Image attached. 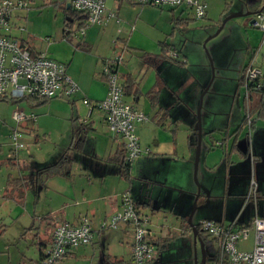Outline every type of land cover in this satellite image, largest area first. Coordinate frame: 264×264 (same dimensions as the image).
I'll return each instance as SVG.
<instances>
[{"label":"crops","instance_id":"0c3cea01","mask_svg":"<svg viewBox=\"0 0 264 264\" xmlns=\"http://www.w3.org/2000/svg\"><path fill=\"white\" fill-rule=\"evenodd\" d=\"M52 1L53 4L62 2V4L66 5V8L70 6V0H42L41 6H47ZM105 8L108 14H112V17L106 18L104 22L105 38L109 34H111L110 36L115 34L116 39L121 41L122 52L120 56L123 60V53L126 50L134 49L129 45L134 36L138 34L139 36L135 40L138 37L140 39L144 36V32H142L143 28L153 29L156 23L149 18V8L137 7L133 0H105ZM159 9L160 11L167 10L169 12L168 17H171L170 19L172 20L170 23L180 24L179 26L187 23L190 20L188 18L191 16L190 12L192 13L190 9L183 6ZM32 13L34 12L30 8L23 13V19H27L25 22L26 26H23V28L14 25L11 18L14 26V30L12 28V33L10 32L11 35L24 41L32 53L44 54L46 57L65 65L66 74L78 87V91L70 96L71 101L67 102L73 108V112L71 113L72 120L75 119L74 121L78 123V128L83 132L82 134L88 131H97L103 136H107L108 146L109 144L110 146L105 156L100 159L102 163L99 162V166L93 167L91 166V162L80 163L78 168L84 172L88 183H86V186L83 187L81 185L77 189V186L74 187L72 184H67L65 187L59 184V186L58 182L60 180L58 179L60 176H63L61 174L51 176V179L49 178L48 181H42L43 177L31 180L30 175L34 170L33 163L29 162L30 165L19 163L20 160L30 157V154L23 152V150L11 152L9 142L0 141V144H2L0 156L5 158L4 161H18L16 163L9 162V164L17 166L18 170L15 177L9 176L4 183L3 190L0 192V197L3 200L0 203V264H39L41 259L39 248L41 247L44 252L48 246L54 222L66 221L71 224H77L82 216L88 215L94 219L100 212L103 213L105 220V218L110 217L120 209L119 202L115 198L119 193H129L136 207L146 215H151L152 217L153 214H168V216L171 215L176 220V226H178L176 229L173 228L171 232H163L159 236H156V232L152 231V227L150 226V231L155 240L158 239L162 246H165L169 240L175 239L178 233L192 232L187 221L193 208L186 219L185 215L188 212V204H186V201L184 202V198H181L179 194L181 195L186 190L190 194L194 192V189H191V186L188 185L191 175L188 163H192L190 156L194 146L192 148V144L189 143L188 127L183 124L180 113L176 111V105L181 103L180 99H178L179 93L177 94V91L180 89L182 83L177 78L173 79V77L168 75L169 66H166V68L160 66L159 58L162 57L161 51L159 54L154 51L151 54L140 50L142 52L137 57L132 52L127 51L129 53L126 58L127 65L122 67L120 64L117 67L122 86L127 85L126 77L129 76L130 81L137 90L134 93H124V100L136 109L144 112L148 117L147 122L136 124L135 127V133L139 139L140 146H142L141 148L148 149V151L143 153L144 155L146 154L145 157H142V154L137 159L136 164L130 165L129 180H123L119 175L118 160L120 156L117 154L119 151H124L123 141H117V136L113 137L114 135L109 132L102 112L94 109L95 107L88 109V106L86 107L83 104L85 114V112H80L79 108L74 106V99L79 96H81L79 97L81 100L87 99L91 103L99 102L105 97L107 86L100 75V71L103 61L108 59V56L111 54L109 55L108 52H105V48H97L95 50V56H92L93 62L90 80L88 82L85 81L81 74L76 71H70L68 66L71 63V56L74 57L78 53L76 46L89 50L88 45L90 44L80 40L81 42H75V49H72L68 45L70 48V51L68 50L70 58L67 61L68 57H64L63 51L58 49L55 43L50 44L51 41H47V44L35 42V37L31 36L34 29L30 19ZM13 14L17 15L16 18L19 17L16 11ZM207 15L208 13L206 12V17ZM74 24L75 22L69 27L67 36H79L76 34V31L72 30ZM165 26H168V23ZM166 46L168 47V45ZM168 48L167 58L172 63L186 65L185 58H181L178 53H176L177 58H171L169 55L174 51L170 47ZM252 53H254L257 65L262 72L264 97V34L259 30L252 29L248 34L246 51H243V62H241L242 67L238 83L236 85L233 81H230L229 85L231 90L235 89V87L243 88L245 104H243L239 113L236 111L235 116H232L230 110L227 118L209 119L211 128L213 129L209 131L208 144H210V147L207 149L205 157L213 149L220 148L224 154V158L218 168L215 165L211 169L207 164H204L203 174L207 176L209 174V176L213 177L210 187L206 188L208 196H205V204L210 207L206 216L208 220L219 222L222 225H226L234 220H237L239 225H249L251 220L255 216H258L257 203L259 194L260 196H264V112L260 115V111L255 109L250 116L248 115L251 121V124L248 126L246 120H243L247 116L246 88L244 84L243 86L239 85L243 69ZM171 79L174 80L172 83ZM152 90H155L157 93L150 94L149 92ZM74 95L77 97L74 98ZM2 103H5V101H0V105ZM221 105H232L234 110L237 109L234 101H225ZM11 108L13 109L12 112L15 108H19L32 112L36 116L34 112L35 106L29 101H22L17 104L11 103ZM218 112L215 113L218 114ZM79 114H81V118L84 115V118L81 119ZM3 124H5V120ZM26 128H29L28 130L30 131L34 130L33 126L32 128L26 126ZM244 131L247 132L244 133ZM71 134L74 138V131ZM242 134H244V137H242ZM213 136L215 138H212ZM114 143H116L115 150H113ZM3 145H6V147ZM88 157L91 158V156ZM247 158H249V161ZM113 163L117 164L118 167L110 168L106 165ZM174 166L180 172L175 171ZM250 171L254 177L258 176L257 179L261 178V180L259 181V185L256 184L257 192L255 198L252 199L255 207L254 214L245 213V217L241 219L244 210L250 203L249 201L245 204L244 201L249 189ZM23 177H30L29 179L32 184L34 183V186L32 185L30 188L20 186L17 190L9 193L7 191L9 190L7 189V181L12 179L18 180ZM215 185L216 187L219 185V191H216ZM238 185H242V187L239 189ZM4 203L5 207L2 210ZM194 203L195 200L193 205ZM90 223L93 234L95 232L98 233L96 229L100 223L98 226L92 220H90ZM122 228L125 234L130 235V261L132 232H128L129 227L127 225H123ZM251 243L252 239L249 242L247 240L243 248L249 250ZM73 252H70L61 264H67L65 260L72 256ZM3 254H5V259L2 258Z\"/></svg>","mask_w":264,"mask_h":264},{"label":"rangeland","instance_id":"374dc122","mask_svg":"<svg viewBox=\"0 0 264 264\" xmlns=\"http://www.w3.org/2000/svg\"><path fill=\"white\" fill-rule=\"evenodd\" d=\"M24 1L27 2V8L32 9V12H34L32 16H30L34 27L31 36L35 37L36 43L47 44L46 37H48L51 41L50 44L55 43V45L58 46L57 48L63 51L64 57H68L67 61H69L70 58L68 54V50L70 51L69 47L71 46L72 49H75V42H81L80 40H82L90 44L88 45L89 50L76 46L78 53L74 57L71 56V63H69L68 66L70 71H76L81 74L85 81L88 82L90 80V71L93 62L92 56H95V50H97V48H105V52H108L109 55L111 54L108 56L109 58L115 54L121 55V41L116 39L115 34L112 36L109 34L108 37L105 38L106 33H104L103 29L105 20L99 25H90L85 21L86 26L83 28V35H81L79 34V29L77 30V24L80 22V19H75L72 30H77L76 33L79 36L73 35L70 37L65 35L64 31L65 29L67 30L64 25L66 20V5L62 4V2L54 5L52 1V3L47 6H41L42 0ZM204 2L207 6V17L197 20L194 18L193 13L190 12L191 16L188 17L190 20L185 23L187 25L184 24L183 26H179L180 24L176 23L171 24L170 22H172V20L170 19L171 17H168L169 12L167 10L160 11L158 7L135 4L137 7L149 8V18L156 23V26L153 27V29L143 28L142 32H144V36L140 39L138 37L137 40H135L136 37L139 36L138 34L134 36L129 44L134 49L126 50V52L123 53L124 59L121 62L122 67L127 65L126 58L129 55L128 52H132L136 57L138 54H141L142 51L140 50L147 51L151 54H153L152 52L154 51L159 54L161 51L160 43L168 45V47L173 49L174 53H178L181 58H185L186 60V65L174 64L165 56L159 58V64L163 68L169 66L170 70L168 75L173 77V79L177 78L180 80V83H182L180 89L177 91V94L179 93V98L176 97L180 99L181 103L176 105V111L180 113L183 124L188 127L187 134H189V143L192 144V148L194 146L190 156L192 163H188L191 171L188 185L191 186V189H194V192L190 194V192L186 190V192L183 191L179 196L184 198V202L186 201V204H188V212L187 215H185L186 219L196 199L195 211L191 218L193 226H199L201 220L208 219L206 214L210 210V207L205 204V196H208L206 188L208 186L210 187L213 177L209 176V174L208 176L203 174L204 164H207L211 169L215 165V167L218 168L224 158V154L220 148L213 149L209 152L207 157H205L207 149L210 147V144H208L210 136L209 131L213 129L211 128L212 126L209 119L227 118L230 112H232V116H235L236 111L239 113L243 104H245L243 88L235 87V89L231 90L229 85L230 81H233L237 85V81L240 77L243 51H246L248 34L253 29L249 26L252 15L229 19L225 22L220 32L216 36H214V34L228 16L233 14H246L248 12L255 13L263 4V0H204ZM26 11L27 9L16 10L19 17L16 18L17 15L15 16L13 14L12 20L14 25L20 28L26 26L25 22L27 19H23V13ZM167 23L168 26H165ZM13 24L12 28L14 30ZM162 33H164V35H162ZM67 37L71 40L69 41ZM173 81L174 80L171 79V83ZM205 88H207V91L203 95L200 109L202 138L195 182L193 179V170L197 135L194 127L196 124V112L199 106V98ZM76 97L77 96L74 95V98ZM79 97L74 99V106L79 108L80 112L84 113L83 99L81 100ZM70 101V97L60 96L50 99L48 103L46 102L39 106H35V121L24 122L19 126L11 119L13 110L11 108V102L5 101V103L0 105V141L8 143V137L11 131L18 127L17 129L22 133L20 140L24 144L23 152H28L30 154V157L25 159L26 161L22 159L23 162L20 160L19 163L30 165L29 162H32L34 168L52 165L56 163L62 155H65L68 163L61 171L65 170L68 174L67 176L63 175L59 177L58 180L60 181L58 185L60 184L65 187L67 184H72V186H77V189H79L81 185L84 187L86 183H88L84 172L80 171L78 168L80 163L91 162V166H99V162L102 163L100 159L105 156V153L109 150L110 144L108 146V137L103 136L97 131H88L82 134L83 132L78 128V123L74 121L75 119L72 120L71 118L73 108L69 106L70 104H67V102ZM225 101H234L235 105H237V109L234 110L232 105H221L222 102ZM93 104L94 103H92V105ZM87 108L89 109V107ZM215 112H218V114ZM79 116L81 118V114H79ZM82 117L84 118V115H82ZM4 120L5 124H3ZM26 126L30 128L33 126L34 130L30 131ZM72 128L73 130L71 131ZM73 131L74 138L71 134ZM246 132L247 131H244V133ZM113 137H115V135ZM242 137H244V134H242ZM212 138L215 137L213 136ZM120 140L123 141L122 138L117 137V141ZM115 145L116 143H114L113 150H115ZM4 147H6V145ZM88 156H91V158ZM145 156L146 154H143L142 157ZM4 159L5 158L0 156V192L3 190L4 183L9 176L15 177L18 170L17 166L9 164V162L16 163L18 162L17 160L4 161ZM137 159L131 163L132 166L136 164ZM247 160L249 161V158H247ZM106 165L110 168L118 167L115 163ZM173 168L175 171L180 172V170H176L175 166ZM54 175V173L53 175H44L43 178L41 177V180L48 181L49 178L51 179V176L53 177ZM255 177L251 174L249 185L253 182L255 185L260 184L259 181L261 178L258 180V176ZM214 187L216 191L220 190L219 185H217V187L215 185ZM241 187L242 185H238L239 189ZM121 194L119 193L115 196L118 202ZM2 201L0 197V203ZM4 207L5 203L2 210H4ZM254 208V202L251 200L244 210L241 219L245 217V213L254 214ZM257 215L264 218V196H260V194L257 203ZM111 216L105 218V220L101 212L98 213L94 219L91 216V218L88 215L86 216L89 220H92L96 226L100 223L99 227L96 229L98 233L95 232L93 234L94 238H92V244L90 243L86 246H79L73 249L72 251H74V254L65 260L67 264H104V258H107V261L110 262L122 261L123 264L130 263V235L122 231L123 225L127 224H119L115 229L109 227L101 229L100 227L101 224L108 223ZM148 219L149 222L147 227L150 229L151 226V230L156 232V236H159L163 232H171L173 228L176 229L178 227L176 226V220L172 218L171 215L168 216V214H153L152 217L148 215ZM128 232H132L130 227ZM200 235L206 254L205 264H214L215 260L213 257L217 252L216 243L205 233L201 232ZM250 239L251 237L248 242ZM246 242H241L240 247H245ZM194 254L197 262L200 263L202 252L199 241L194 244L192 232L178 233L175 239H171L166 243L165 247L161 249L160 254H158L155 260L150 264H194ZM2 258L5 259V254H3ZM62 261H60L59 264H61Z\"/></svg>","mask_w":264,"mask_h":264},{"label":"built area","instance_id":"2783aa9c","mask_svg":"<svg viewBox=\"0 0 264 264\" xmlns=\"http://www.w3.org/2000/svg\"><path fill=\"white\" fill-rule=\"evenodd\" d=\"M141 6L158 8H173L183 6L192 11L197 20L206 17L207 6L202 0H133ZM70 7L74 12L86 16V23L99 25L112 14L105 8V0H70ZM27 8L24 0H0V99L22 100L33 98L50 100L60 96L70 97L78 91L77 85L66 74L65 65L46 57L44 54L32 55L22 41L11 35L12 14L16 10ZM85 23V25H86ZM249 26L264 34V0L261 8L252 14ZM83 35V29L79 30ZM67 32V30H66ZM77 34V33H76ZM50 41V39H46ZM171 58H177L172 52ZM122 57L115 54L102 63L100 75L107 86L105 97L92 105L87 99L83 104L89 108L95 107L104 115V122L110 133L123 139L125 151L124 161L127 165L139 158L148 149H142L135 133L136 124L148 121L147 115L124 100V91L117 67ZM245 88L253 85L255 89L263 86L262 72L257 65L254 55L248 60L242 73ZM246 96V93H245ZM35 114L16 108L12 112V119L17 126L24 122L35 121ZM248 126L250 117L246 116ZM18 128V127H17ZM13 129L8 137L10 150H23L24 144L20 140L22 133ZM0 144V154H1ZM252 182V181H251ZM256 185L250 183L244 198L245 204L255 198ZM120 209L108 221L101 224L115 229L119 224H127L132 231V245L130 264H150L158 250L155 237L147 227L148 215L136 207L129 193L121 194ZM200 232L211 237L217 247L214 264H264V218L255 216L249 225L242 226L234 220L226 225L204 219L199 224ZM252 243L249 250L240 248V243L249 240ZM93 231L90 220L82 216L77 224L66 221L54 222L51 240L44 251L39 264H59L73 249L91 243Z\"/></svg>","mask_w":264,"mask_h":264},{"label":"trees","instance_id":"16d2710c","mask_svg":"<svg viewBox=\"0 0 264 264\" xmlns=\"http://www.w3.org/2000/svg\"><path fill=\"white\" fill-rule=\"evenodd\" d=\"M57 5V4H54ZM65 13H66V20H65V26L67 28V32L66 29L65 31V35H68L69 33V27L71 26V24L75 21V19H80V23L78 24V28L79 29H83L86 25H85V21H86V16H84L81 13H77L74 12L71 7L69 6V8L65 9ZM76 30V31H77ZM22 45L26 46L30 53L32 55H38L35 53H32V51L30 50V48L26 45V43L24 41H22ZM169 48L165 45V44H161V53H162V57L167 56ZM254 55V53L251 54L250 58ZM249 58V59H250ZM130 77L127 76L126 77V83L127 85H124L123 87V91L124 93H134L135 91H137L135 89V87L133 86L132 82L130 81ZM244 82H243V78L241 77L240 81H239V85L243 86ZM246 91V101H247V115H251V113H253V111L255 109H258V111H260V115H262L264 112V97H263V86L259 89H255L253 85H248L245 89ZM150 94H154L157 93L155 90H152L151 92H149ZM0 101H10L9 99H0ZM22 101H29L31 103L34 104V106H39L41 104H44L46 102H48L49 100H38V99H33V98H23L22 100H11L10 102L12 104H17L20 103ZM255 106V107H254ZM260 106V107H259ZM243 120H246V117L243 118ZM72 148V147H71ZM14 152V151H11ZM118 156H120V159L118 160V164H119V168H120V176L125 179V180H129V170H130V165H127L124 161V155H125V151H119L117 152ZM68 163L65 155H62L61 158L54 164L52 165H48V166H44V167H40V168H34V170L31 172L30 177L32 178L31 180L34 179H39L41 177H43L44 175H49V174H61L64 176H67L68 172H66L65 170L61 171V169H63L65 166H67L66 164ZM29 177V178H30ZM27 178V177H23L21 179H12V180H8L7 181V191H9V193H12L14 190H17L20 186L21 187H32V185L34 186V183H31V180ZM198 233L197 236L201 239V232H200V228L199 226L196 227ZM202 241V239H201ZM50 243V242H49ZM155 245L157 247L158 250V254L159 251H161L162 248H164L165 246H162L159 242V240H155ZM47 248V247H46ZM39 252H40V256L42 258L44 252L42 251L41 247L39 248ZM104 264H123L122 261H107V258H104ZM130 264V263H128Z\"/></svg>","mask_w":264,"mask_h":264},{"label":"water","instance_id":"95a60500","mask_svg":"<svg viewBox=\"0 0 264 264\" xmlns=\"http://www.w3.org/2000/svg\"><path fill=\"white\" fill-rule=\"evenodd\" d=\"M252 14L253 13H249L248 12L246 14H233V15L228 16L226 19H224L223 23L220 25V27L218 28V30L216 31V33L214 34V36H216L220 32V30L222 29V27L225 24V22L228 21L229 19L236 18V17H241V16H249V15H252ZM206 91H207V88H205V90L200 95V98H199V106H198V109H197V112H196V124H195V127H194V129L196 131V135H197L196 149H195V158H194V172H193V178H194L195 182H196L197 164H198L199 153H200V142H201V138H202V127H201V120H200V109H201V106H202V98H203V95L205 94ZM198 193H199V186H198ZM196 198H197V196H196ZM195 203H196V199H195ZM195 203L193 205V210H192L191 215L189 216L187 222H188V225L190 226L191 231H192V234H193L194 244L197 241H199L200 246H201V252H202L201 261H200V263H198L197 260H196V256L194 254V264H204L205 263V260H206L204 246H203V243H202L201 239L197 236L198 231H197L196 227L193 226L192 223H191V217H192L193 211L195 209Z\"/></svg>","mask_w":264,"mask_h":264},{"label":"flooded vegetation","instance_id":"af4514ba","mask_svg":"<svg viewBox=\"0 0 264 264\" xmlns=\"http://www.w3.org/2000/svg\"><path fill=\"white\" fill-rule=\"evenodd\" d=\"M205 264V263H204Z\"/></svg>","mask_w":264,"mask_h":264}]
</instances>
